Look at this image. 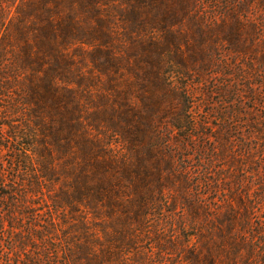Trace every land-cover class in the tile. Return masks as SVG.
Listing matches in <instances>:
<instances>
[{
    "label": "trees",
    "instance_id": "1",
    "mask_svg": "<svg viewBox=\"0 0 264 264\" xmlns=\"http://www.w3.org/2000/svg\"><path fill=\"white\" fill-rule=\"evenodd\" d=\"M76 1L88 10L87 19L95 20L96 28L86 30L81 26L74 16L72 4ZM125 1L132 7L131 11L123 12L127 25H131L125 35L130 43L139 46L142 54L122 51L125 59L113 61L108 57L107 63L100 64L103 68L99 71L115 74L122 64L124 73L130 72L140 88L138 97L143 110L133 104H120L124 111H117L116 115L114 110L109 116V119L113 117L111 123L119 141L103 142L90 134V116L88 121L76 116L82 93L78 87L83 82H71L68 78L73 63L70 57L67 59L74 41L81 42L80 33L88 32L101 49L113 44L112 26L98 14L97 0H86L89 5L83 0H0V264H112L114 261L123 264L118 252L104 250L101 233L107 231L100 220L101 206L111 203V196H122L126 184L132 185L137 193L149 187L146 170L153 149L148 133H153L154 114L160 115L157 108L170 96L179 95V89L163 70L168 51L160 47L157 38L151 39L158 30L148 27L144 19L153 16L158 21L157 27L161 25L163 31L169 32L173 25L168 22L175 19L173 14L190 8L187 0H137L141 10L132 6L130 0ZM12 8L14 14L8 16ZM141 33L151 41L138 44L135 35ZM218 36L216 31L206 32L204 37L210 38L207 47L219 40ZM225 37L227 43H224L234 46L235 32ZM165 39L170 42L169 36ZM241 51L230 49L235 56ZM39 74L44 76L40 82L36 81ZM126 83L133 84L130 80ZM134 89L124 90V95H132ZM110 91L117 94L114 87ZM116 97L121 98L120 92ZM71 105L77 112L69 111ZM69 113L73 118H68ZM183 113L171 117L172 126L191 131L193 121L187 110ZM258 131L264 135V130ZM235 132L242 130L236 128ZM229 137V144L237 143L240 148L233 152L240 164L238 167L233 164L238 173L230 180L234 188L221 190L226 198H214L215 207L210 201V207L205 204L199 212L191 206L187 210L194 219L203 212L211 227L220 230L221 238L230 246L224 248L230 258L228 264H238V258L244 254L248 256L243 258L244 263L255 264L249 258L260 250V247L256 249L257 245H264L261 239L264 238V174L257 162L263 157H253L250 146L242 149L240 137L234 136L238 141ZM122 145L124 153L116 156V146L120 150ZM126 153H133L136 160L130 161ZM59 155L64 160L61 165L64 172L60 171ZM247 168H251L250 173ZM251 175L257 178H250ZM62 176L68 181L65 184ZM249 186L256 188L251 192ZM138 201L144 203L145 199L140 197ZM149 203L153 206L154 201ZM72 206L92 209L91 213L97 217L95 228L91 227L86 210L79 212L82 219L74 216L70 223H65L62 215H67L68 207ZM221 206L229 207L221 209ZM256 221L260 224L255 225ZM193 231L200 230L194 226ZM204 258L206 264H217L210 248ZM189 260L198 263L199 257Z\"/></svg>",
    "mask_w": 264,
    "mask_h": 264
},
{
    "label": "rangeland",
    "instance_id": "2",
    "mask_svg": "<svg viewBox=\"0 0 264 264\" xmlns=\"http://www.w3.org/2000/svg\"><path fill=\"white\" fill-rule=\"evenodd\" d=\"M83 1L89 5L86 0ZM130 1L132 6L141 10L137 0ZM187 2L190 8L176 11L173 14L175 19L168 22L173 25L169 32L163 31L161 25L157 27L158 21L153 20V16L144 19L148 27L158 30L155 32L157 34L153 33L149 37L157 38L162 45L160 47L168 51L164 57L163 70L179 89V95L170 96L167 102L157 108L160 115L154 114L153 133H148L153 149V158L147 164L149 170H146L150 176L147 182L149 187L137 193L132 185L126 184L122 196H111V203L101 206L100 220L107 231L101 233L104 250L118 252L123 264H206L204 256L209 248L216 256L217 264H228L230 258L224 248L230 246L221 238L220 230L211 227L209 218L203 212L194 219L187 209L191 206L199 212L206 207L205 204L210 207V201L215 207L214 198H226L221 190L234 188L230 180L238 174L234 168L240 164H237L233 152L237 153L240 148H237V143L229 144V136L234 141H238L234 136L240 137L243 142L239 143L240 147L247 149L250 146L248 148H252L253 157H263L257 162L264 174V135L258 131L264 130V0ZM97 3L98 14L112 26L113 44L101 49L98 42L95 43L93 37L83 30L84 34L78 35L81 42L74 41L73 47L68 49L67 59L70 57L73 63L72 75L68 78L71 82H83L79 85L81 87L77 83L75 86L80 89L78 92H82L76 116L92 118L93 121L90 119L88 123L90 134L103 142H118L119 138L115 136L111 123L113 117L109 119L110 113L115 110L114 114L117 115V111H124L120 104H133L143 110V103L138 97L141 91L130 72L124 73L122 64L115 74L112 71H99L100 67L103 68L100 64L107 63L108 57L113 61L125 59L120 53L122 51L131 54H142V51L139 46L130 43V38L125 35L131 25H127L123 12L132 10L127 1L97 0ZM72 5L74 16L84 29L97 27L95 20L87 19L88 10L81 7V2L76 1ZM13 10L8 16L14 14ZM210 30L218 33L219 40L207 47L210 38L204 37V34ZM233 32L236 34L234 46L225 44L226 34ZM135 36L138 44L151 41L143 33ZM168 36L170 42L165 39ZM233 48L242 50V53L235 56L230 53ZM80 74L83 77L79 78ZM43 77L39 74L36 81H42ZM112 79L114 83L111 85ZM128 80L133 84L128 85ZM112 87L117 90L116 95L110 91ZM130 88H135L132 95L125 96L124 90ZM119 92L121 98L116 97ZM186 110L193 121L191 131L172 126L174 121L171 117L185 114L183 111ZM69 111L77 112L74 105L70 106ZM69 117L73 118V115L69 113ZM236 128L242 132L236 133ZM120 147L119 150V146H116V156L124 153L125 146ZM144 154L141 158H144ZM126 156L130 161L136 160L133 153H126ZM61 159L62 156L59 164L63 166L64 160ZM62 166L60 171L64 172ZM250 170L247 168L248 173ZM62 177L64 184L68 182L66 177ZM253 177L256 176L251 175L250 178ZM227 179L228 183L225 182ZM254 188L249 186L251 192ZM140 197L145 199L144 203L138 201ZM151 201H154L153 206H150ZM228 207L221 206V209ZM67 211V215H62L65 223H70L74 216L82 219L79 212L85 211L91 227L95 228L93 224L97 217L91 213L92 209L72 206ZM254 224L260 223L256 221ZM194 226L200 231H193ZM136 228L140 231L137 232ZM261 239L264 241L263 237ZM256 249V254L249 259L255 264H264V245H257ZM197 255L199 262H190L189 258ZM246 257V254L239 257L238 264H246L243 259Z\"/></svg>",
    "mask_w": 264,
    "mask_h": 264
}]
</instances>
